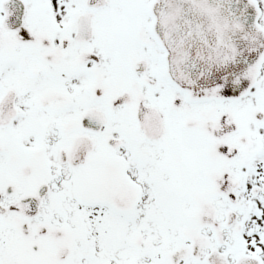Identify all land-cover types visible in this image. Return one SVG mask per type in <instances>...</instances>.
<instances>
[{"label": "snow or ice", "instance_id": "1", "mask_svg": "<svg viewBox=\"0 0 264 264\" xmlns=\"http://www.w3.org/2000/svg\"><path fill=\"white\" fill-rule=\"evenodd\" d=\"M0 264H264V0H0Z\"/></svg>", "mask_w": 264, "mask_h": 264}]
</instances>
